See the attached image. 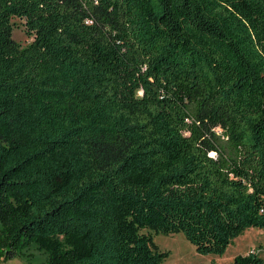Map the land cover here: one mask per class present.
<instances>
[{"label": "trees", "instance_id": "16d2710c", "mask_svg": "<svg viewBox=\"0 0 264 264\" xmlns=\"http://www.w3.org/2000/svg\"><path fill=\"white\" fill-rule=\"evenodd\" d=\"M254 226L264 0H0L1 260L163 264L152 232L224 255Z\"/></svg>", "mask_w": 264, "mask_h": 264}, {"label": "rangeland", "instance_id": "374dc122", "mask_svg": "<svg viewBox=\"0 0 264 264\" xmlns=\"http://www.w3.org/2000/svg\"><path fill=\"white\" fill-rule=\"evenodd\" d=\"M13 22L14 39L24 46L29 44L33 37L27 32L25 21L14 17ZM152 234L160 250L171 251L170 256L163 264H231L237 255L250 252H257L264 258V229L260 227L248 228L234 240L224 255L199 253L196 246L182 232L173 234L152 232ZM35 257L36 259L32 263L21 258H13L6 262L0 259V264H41L44 255L36 251Z\"/></svg>", "mask_w": 264, "mask_h": 264}]
</instances>
